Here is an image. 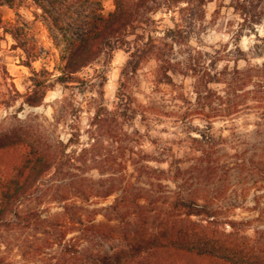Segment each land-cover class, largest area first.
<instances>
[{
	"label": "rangeland",
	"instance_id": "obj_1",
	"mask_svg": "<svg viewBox=\"0 0 264 264\" xmlns=\"http://www.w3.org/2000/svg\"><path fill=\"white\" fill-rule=\"evenodd\" d=\"M160 2L144 26L170 79L152 54L121 87L134 34L64 78L71 42L114 0H0L11 29L0 31V122L28 120L33 141L68 145L0 228V264H72L85 240L65 207L83 208L87 223L116 205L125 221L146 210L153 224L179 191L264 234V0Z\"/></svg>",
	"mask_w": 264,
	"mask_h": 264
},
{
	"label": "trees",
	"instance_id": "obj_2",
	"mask_svg": "<svg viewBox=\"0 0 264 264\" xmlns=\"http://www.w3.org/2000/svg\"><path fill=\"white\" fill-rule=\"evenodd\" d=\"M194 1L211 0H166L164 8ZM114 3L113 11L96 15L85 36L71 42L64 78L71 81L79 67L90 63L100 52L110 57L115 43H123L126 35L134 34L138 51L133 52L124 68L121 87L127 86L128 74L137 72L144 59L152 54L162 63L165 77L170 79V68L166 65L170 60L155 43L153 30L144 26L153 21L148 14L163 8L160 0H114ZM1 29L6 34L11 30L2 15ZM168 32L175 41L178 29L170 28ZM32 62L28 58L26 65L37 74ZM44 82L38 80L36 86ZM26 103L37 105L30 99ZM28 122L18 117L0 122V228L9 215L19 216L22 204L35 195L37 181L55 165L57 153L64 154L68 146L63 144L58 149V146L33 141ZM75 139L71 138V142ZM167 203L166 212H157L159 222L153 224L144 220L146 210L138 215L139 220L125 221L116 212V205L115 209L105 208L108 212L114 210L113 217L107 218L111 213H102L106 220L95 218L87 223L83 208L65 207L64 213L80 231L78 238L85 240L80 248L75 245L71 249L72 264H264V234L260 237L248 234V223L222 220L209 205L181 191ZM108 240L113 242L106 246Z\"/></svg>",
	"mask_w": 264,
	"mask_h": 264
}]
</instances>
